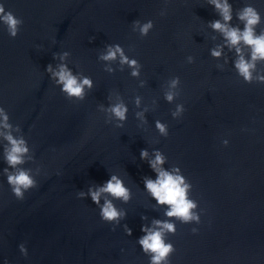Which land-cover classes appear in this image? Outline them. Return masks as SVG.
Returning <instances> with one entry per match:
<instances>
[{
    "label": "water",
    "instance_id": "obj_1",
    "mask_svg": "<svg viewBox=\"0 0 264 264\" xmlns=\"http://www.w3.org/2000/svg\"><path fill=\"white\" fill-rule=\"evenodd\" d=\"M0 2L24 21L15 38L0 23V105L29 142L33 159L23 167L38 180L16 199L0 143V264H149L137 243L142 226L169 218L145 189L144 178L155 173L142 149L162 151L167 168L178 165L199 205V224L177 220L167 236L176 249L171 264H264V84L239 75L235 50L210 26L222 18L208 0ZM230 2L233 26L243 28L236 12L245 4L264 16V0ZM149 19L155 27L142 36L134 21ZM115 44L139 61L138 77L119 60L100 59ZM217 46L220 58L211 54ZM64 52L74 73L94 81L82 101L69 100L47 72ZM257 71L264 74V63ZM120 101L128 107L123 127L106 111ZM178 105L186 111L174 118ZM111 174L132 192L128 203L114 201L127 213L117 225L100 218L90 197L77 196Z\"/></svg>",
    "mask_w": 264,
    "mask_h": 264
},
{
    "label": "clouds",
    "instance_id": "obj_2",
    "mask_svg": "<svg viewBox=\"0 0 264 264\" xmlns=\"http://www.w3.org/2000/svg\"><path fill=\"white\" fill-rule=\"evenodd\" d=\"M219 13L222 19L215 20L211 23V28L218 31L224 37L225 45L229 49H234L238 58L235 61V68L243 80L249 84L258 82L264 84V74L257 71L258 63H264V31H257L261 24H264V16L252 4H245L238 12L236 18L243 24V28L232 25L233 5L230 0H208ZM162 10L160 15H166ZM0 23H2L8 34L15 38L19 35L20 28L24 23L14 12L8 10L4 3L0 2ZM135 28L139 30L142 36H148L154 29L155 23L149 19L146 22L134 21ZM245 48L248 54H245ZM213 57L220 58L223 55V46H217L212 49ZM69 52L59 55V63L55 68L49 64L47 72L61 92L73 101H82L95 85L89 76L78 75L68 66L67 58ZM100 59L106 62L119 60L121 65H128L131 69L132 76L140 75L141 65L135 58H130L120 44L108 45L106 52L102 53ZM190 62L192 58L190 57ZM107 71H114L110 66ZM180 83L179 77L171 81L172 88H176ZM175 93L169 92L166 99L172 102ZM139 98L137 104L139 105ZM106 111L110 113V120L118 123L117 127H123L128 119V107L122 101L111 104ZM183 105H178L173 117H180L184 112ZM142 117V113H137ZM156 127L161 135H168V126L161 121L156 122ZM20 128L11 123V118L7 109L0 105V143H3V159L7 164L3 172L8 185L11 187L13 195L18 200H24L25 194L38 187V180L33 175L32 170L23 167L29 160L33 159L32 148L23 135H17ZM225 147L229 145V140L223 141ZM140 156L147 161L155 178L145 177L144 186L158 205L167 206L165 216L169 219L152 221V225L142 226L144 233L138 238L137 243L141 246L142 251L149 257V264H171L170 257L176 251L172 242L167 239L169 233L175 234L176 221L189 224L192 222L200 223V212L198 211V202L190 197L192 185L183 170L177 165L167 168V156L160 150H155L150 154L147 149H142ZM39 171V170H38ZM80 199L90 197L92 202L99 208L100 218L111 225L119 224L120 220L126 217L127 213L120 209L114 203L120 200L128 203L132 198V192L125 184L124 180L116 175L111 174L110 178L102 184L92 186L87 192L80 191L77 193ZM103 200V203H101ZM145 219H147L145 217ZM114 230V229H113ZM128 235H132V230L126 227ZM193 233L198 232V228L192 229ZM20 252L27 257L29 252L25 243L19 244ZM4 264H10L8 260Z\"/></svg>",
    "mask_w": 264,
    "mask_h": 264
}]
</instances>
